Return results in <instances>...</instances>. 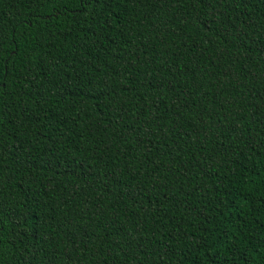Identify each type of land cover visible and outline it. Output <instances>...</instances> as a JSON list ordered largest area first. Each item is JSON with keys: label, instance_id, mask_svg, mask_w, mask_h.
Segmentation results:
<instances>
[{"label": "trees", "instance_id": "16d2710c", "mask_svg": "<svg viewBox=\"0 0 264 264\" xmlns=\"http://www.w3.org/2000/svg\"><path fill=\"white\" fill-rule=\"evenodd\" d=\"M0 264H264V0H0Z\"/></svg>", "mask_w": 264, "mask_h": 264}]
</instances>
